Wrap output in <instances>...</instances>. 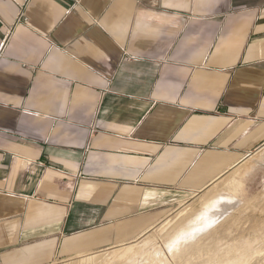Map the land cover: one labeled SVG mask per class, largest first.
<instances>
[{
	"label": "crops",
	"instance_id": "0c3cea01",
	"mask_svg": "<svg viewBox=\"0 0 264 264\" xmlns=\"http://www.w3.org/2000/svg\"><path fill=\"white\" fill-rule=\"evenodd\" d=\"M201 193L264 216V0H0V264L133 243Z\"/></svg>",
	"mask_w": 264,
	"mask_h": 264
},
{
	"label": "rangeland",
	"instance_id": "374dc122",
	"mask_svg": "<svg viewBox=\"0 0 264 264\" xmlns=\"http://www.w3.org/2000/svg\"><path fill=\"white\" fill-rule=\"evenodd\" d=\"M219 202L201 193L133 243L54 264H264V216Z\"/></svg>",
	"mask_w": 264,
	"mask_h": 264
},
{
	"label": "bare ground",
	"instance_id": "6f19581e",
	"mask_svg": "<svg viewBox=\"0 0 264 264\" xmlns=\"http://www.w3.org/2000/svg\"><path fill=\"white\" fill-rule=\"evenodd\" d=\"M129 252V251H128ZM119 256V253H117V257Z\"/></svg>",
	"mask_w": 264,
	"mask_h": 264
}]
</instances>
